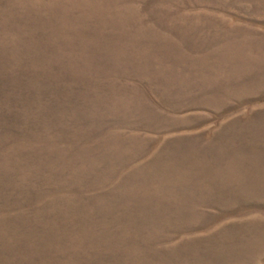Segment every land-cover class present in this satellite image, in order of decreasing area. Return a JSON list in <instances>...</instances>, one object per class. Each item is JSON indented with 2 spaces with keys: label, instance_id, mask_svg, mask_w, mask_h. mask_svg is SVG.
<instances>
[{
  "label": "rangeland",
  "instance_id": "rangeland-1",
  "mask_svg": "<svg viewBox=\"0 0 264 264\" xmlns=\"http://www.w3.org/2000/svg\"><path fill=\"white\" fill-rule=\"evenodd\" d=\"M0 264H264V0H0Z\"/></svg>",
  "mask_w": 264,
  "mask_h": 264
}]
</instances>
